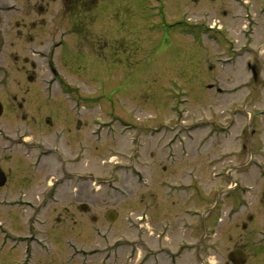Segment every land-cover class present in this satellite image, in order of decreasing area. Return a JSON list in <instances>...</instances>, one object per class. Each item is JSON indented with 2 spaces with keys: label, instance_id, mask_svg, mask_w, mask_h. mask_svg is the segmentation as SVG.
Returning <instances> with one entry per match:
<instances>
[{
  "label": "rangeland",
  "instance_id": "1",
  "mask_svg": "<svg viewBox=\"0 0 264 264\" xmlns=\"http://www.w3.org/2000/svg\"><path fill=\"white\" fill-rule=\"evenodd\" d=\"M62 1L0 0V21L26 24L21 44L8 27V84L21 80L12 59L18 54L38 66L30 85L32 69L24 64L29 73L23 69L21 83L31 93L42 83L76 87L70 100L56 96V103L69 101L71 112L64 106L65 120L49 129L51 145L39 150L53 148V131L65 128L59 141L67 145L65 153L62 144L35 171L8 142L5 166L12 180L0 191V264H139L159 244L178 251L187 240L194 253L184 250L180 264H231L227 256L235 248L246 252L245 264H264V70L258 66L254 81L245 56L234 71L216 63L227 58L235 39L239 49L251 38L242 35V8L231 0H101L84 15L83 0L70 9ZM247 1L255 13L264 9V0ZM213 18L223 26L219 33L226 44L220 48L213 43L218 31L207 30ZM81 30L91 41L87 46L80 42ZM256 33V48L264 46V27ZM58 41L66 52L55 50ZM95 41L103 53L92 58L88 48H98ZM80 95L78 124L72 107ZM33 100L27 95V105ZM6 119L9 135L34 131L32 123ZM223 167L234 168L227 175ZM204 224L214 230L206 241ZM130 243L137 246L136 262L130 260Z\"/></svg>",
  "mask_w": 264,
  "mask_h": 264
},
{
  "label": "flooded vegetation",
  "instance_id": "2",
  "mask_svg": "<svg viewBox=\"0 0 264 264\" xmlns=\"http://www.w3.org/2000/svg\"><path fill=\"white\" fill-rule=\"evenodd\" d=\"M243 1V0H242ZM64 2V7L65 8H74V6H77L75 3V0H63ZM82 2L85 3L83 5V14H91L96 5H97V0H83ZM233 5L238 6L239 8H244L242 3L239 2V0H231ZM245 10V9H244ZM39 11V9H38ZM25 21L23 19L16 20L11 24L9 27L10 30L15 34V38L17 39L18 43H22L23 37H24V28L26 27V24L24 23ZM97 24V23H96ZM8 25L9 23L4 22V20L0 21V191L9 185L10 181L12 180V171L10 168L6 167L5 164L7 163V151L9 150V144L8 142L12 144H16L19 148V151H21V156L24 158L29 159L31 162L30 169H35V171L40 170L39 168L43 165L42 161L43 158L48 157L53 150H58L60 149V145L63 144V147L61 149L62 153H65V144H64V129L58 130L54 132L53 134V148L48 149L47 151H43L41 154L39 150L46 148L47 146H50L51 144H48V132L49 129H53L56 124L60 122V120H65L66 118V110H70V105H68L67 100L62 99V101L56 103V96H62L63 98H67L70 100L71 97V89L72 87L68 84H45L42 83L38 85L36 89H29V87L24 88V84L21 83L22 78H23V72H24V62L25 58H21L22 60L19 59V55L15 54L13 56V60L15 64H17L16 70L19 72L21 80L16 83L15 85L8 84L7 81V76H8V70H7V58H8V53H7V36H8ZM36 23L31 22V27L32 29L36 28ZM72 26V25H71ZM79 25H76L75 27H78ZM74 27V26H73ZM82 27V25H80ZM95 28L97 31L100 32L99 26L95 25ZM72 34H75V30H70ZM86 32V31H85ZM80 33V42L82 44H85L87 46V42H91L89 39H87L86 35L83 34L84 32L81 30L79 31ZM97 47H89L88 49L94 50L93 57H99L103 53V47L101 48V41L97 42ZM66 44L64 43H59L56 47L55 50H60L66 52ZM101 48V49H99ZM87 49V50H88ZM92 50V51H93ZM90 51V50H89ZM92 53V52H91ZM54 54V52L52 53ZM34 55V53H32ZM76 57V56H73ZM87 61V60H86ZM18 63H20L18 65ZM22 63V64H21ZM26 63V62H25ZM28 63V62H27ZM28 65V64H25ZM30 67L36 71L37 65L32 66L33 63H29ZM84 65V64H83ZM91 68H93L94 71H97V68H99L95 64H90ZM48 67L50 71L55 75L56 71L53 69V64L48 63ZM83 68V66H82ZM24 69V70H23ZM25 73H29V70H25ZM28 77H30L28 75ZM30 85L34 84L29 83ZM35 85V84H34ZM23 93L22 95H20ZM24 93L26 95H24ZM33 95V105H27V95ZM9 99H11L12 105L9 106ZM59 104H62L59 105ZM68 105L67 109L65 107ZM65 106V107H64ZM10 108V110H9ZM71 112V110H70ZM6 117H11L14 120H20L22 123H32L33 126V132L29 133L26 130H22L16 133L8 134L7 131V125L5 123L8 122ZM78 121V124L80 122L81 117L76 116ZM5 120V121H4ZM16 120V121H17ZM18 122V121H17ZM31 137V138H30ZM69 138V137H68ZM29 140L33 141L30 142ZM60 140H63L61 143H59ZM34 145V146H33ZM61 154V153H60ZM62 155V154H61ZM61 162V161H59ZM24 166L26 164H23ZM29 166V164H27ZM27 166V167H28ZM63 170H60V173ZM65 172L63 173L61 185L62 187L66 188V185L69 183V179L66 178ZM27 175L22 176L21 182L25 181L27 179ZM29 181V179H28ZM24 183V182H23ZM50 185V184H49ZM20 197H25L26 195L24 193H20ZM2 200V197H1ZM252 218V217H250Z\"/></svg>",
  "mask_w": 264,
  "mask_h": 264
},
{
  "label": "water",
  "instance_id": "3",
  "mask_svg": "<svg viewBox=\"0 0 264 264\" xmlns=\"http://www.w3.org/2000/svg\"><path fill=\"white\" fill-rule=\"evenodd\" d=\"M115 218H116V214H113V213H110L108 216V219H110L111 221L114 220ZM231 256H235V259L239 260V261H235L234 259H232L233 257H231L233 264H242L243 263L242 260L244 258V255L240 251H238V250L234 251L231 254Z\"/></svg>",
  "mask_w": 264,
  "mask_h": 264
}]
</instances>
